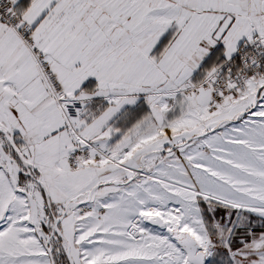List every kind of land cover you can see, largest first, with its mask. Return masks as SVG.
Here are the masks:
<instances>
[{"label": "snow or ice", "instance_id": "1", "mask_svg": "<svg viewBox=\"0 0 264 264\" xmlns=\"http://www.w3.org/2000/svg\"><path fill=\"white\" fill-rule=\"evenodd\" d=\"M0 264H264V0H0Z\"/></svg>", "mask_w": 264, "mask_h": 264}]
</instances>
